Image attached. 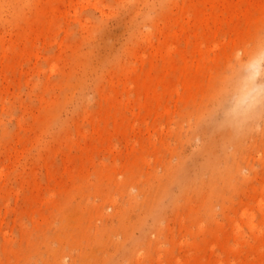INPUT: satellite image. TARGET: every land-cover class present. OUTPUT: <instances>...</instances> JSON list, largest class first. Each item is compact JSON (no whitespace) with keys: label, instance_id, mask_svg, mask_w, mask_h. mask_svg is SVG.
Here are the masks:
<instances>
[{"label":"rangeland","instance_id":"obj_1","mask_svg":"<svg viewBox=\"0 0 264 264\" xmlns=\"http://www.w3.org/2000/svg\"><path fill=\"white\" fill-rule=\"evenodd\" d=\"M0 264H264V0H0Z\"/></svg>","mask_w":264,"mask_h":264},{"label":"bare ground","instance_id":"obj_2","mask_svg":"<svg viewBox=\"0 0 264 264\" xmlns=\"http://www.w3.org/2000/svg\"><path fill=\"white\" fill-rule=\"evenodd\" d=\"M254 72L251 71V74H243L240 73V77L242 78V83L234 85L237 89L238 98L234 107L229 106L231 109L226 117L228 125H225L228 129L229 135H238L243 126H246L248 123V118L243 117L239 112L241 108H244L250 104H254L257 102L258 93L262 88L255 85L254 82H247L249 76L253 77Z\"/></svg>","mask_w":264,"mask_h":264}]
</instances>
